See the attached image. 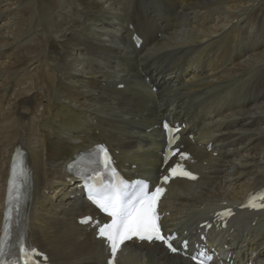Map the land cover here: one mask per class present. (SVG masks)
Here are the masks:
<instances>
[{
    "label": "bare ground",
    "instance_id": "1",
    "mask_svg": "<svg viewBox=\"0 0 264 264\" xmlns=\"http://www.w3.org/2000/svg\"><path fill=\"white\" fill-rule=\"evenodd\" d=\"M263 65L262 0H0V223L20 146L32 171L30 242L50 264H106L96 225L78 218H107L65 164L104 143L126 177L154 185L165 172L160 123L169 119L184 123L176 147L186 154L170 163L197 178L165 184L164 228L217 249L212 264H264V207L243 205L264 188ZM115 264L192 263L155 241L130 240Z\"/></svg>",
    "mask_w": 264,
    "mask_h": 264
},
{
    "label": "snow or ice",
    "instance_id": "2",
    "mask_svg": "<svg viewBox=\"0 0 264 264\" xmlns=\"http://www.w3.org/2000/svg\"><path fill=\"white\" fill-rule=\"evenodd\" d=\"M165 128L168 125L165 124ZM174 143V139L170 137V144ZM99 152L105 157L107 156V150L103 146H98ZM99 154V153H98ZM182 158H186V154L180 153ZM168 157H165V162H167ZM104 165L107 167L109 160L105 159L103 161ZM179 170V171H178ZM170 175H183L191 179H195L191 173L183 171L182 165L179 163L174 167L169 169ZM169 176L162 177V182L167 183ZM164 191L160 186L155 188L149 197L145 192L143 195L137 197L139 200V207H135L134 204H130L125 207L121 204V193L117 190L113 197H109L105 203H100L98 200L89 197L93 203L97 204L108 216L112 217L110 223H104L102 225H97V235L100 238H104L109 242L113 256H115L118 247L126 240H130L133 236L138 237L140 240H158L167 244L171 251L176 252L177 248L172 247L169 243V237H165L161 234L159 228L155 223V207L159 195ZM259 199L262 201L259 205L251 203V207H264V194H261ZM231 211L227 210L224 215H230ZM92 221L91 217H84L81 219L80 223L87 224ZM6 231V229H5ZM187 242H185V247ZM20 255L18 260H22L23 264H32L31 255L36 254L35 248H25L23 244L19 247ZM5 256V241L0 239V264H17V261H8L4 259ZM112 264V261H109Z\"/></svg>",
    "mask_w": 264,
    "mask_h": 264
},
{
    "label": "rangeland",
    "instance_id": "3",
    "mask_svg": "<svg viewBox=\"0 0 264 264\" xmlns=\"http://www.w3.org/2000/svg\"><path fill=\"white\" fill-rule=\"evenodd\" d=\"M262 1H264V0H262ZM254 14H255V9H253V10H251L250 11V13L248 14V16L249 17H253L254 16ZM257 39H258V37H257ZM59 42V43H58ZM49 44H50V46H52L53 47V49H54V53H55V55L56 56H58L59 58L60 57H64L65 56V45H64V43H62L61 41H58L57 39H55V38H53L52 37V39L51 40H49ZM57 52V53H56ZM60 52V53H59ZM263 73V75H264V65L262 66V70H260L259 72H258V74H262ZM261 130L262 131H264V128H261ZM241 133H243V134H246V133H248V131L246 132V131H240ZM263 143H264V140H263ZM212 156L213 157H216V152H213L212 153ZM233 161V160H232ZM234 164H238L239 163V160H234V162H233ZM229 166V165H228ZM223 184H224V182H223ZM54 188H52V189H50V191L47 193V194H50V195H55L54 193H53V190ZM228 190V189H227ZM230 190V189H229ZM221 192H223V189L221 190Z\"/></svg>",
    "mask_w": 264,
    "mask_h": 264
}]
</instances>
